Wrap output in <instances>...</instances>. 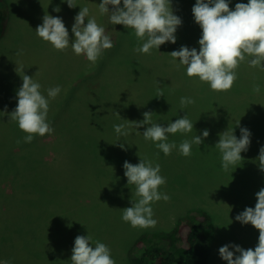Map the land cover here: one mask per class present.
<instances>
[{"label":"rangeland","instance_id":"374dc122","mask_svg":"<svg viewBox=\"0 0 264 264\" xmlns=\"http://www.w3.org/2000/svg\"><path fill=\"white\" fill-rule=\"evenodd\" d=\"M101 2L76 0L77 6L69 8L61 0H0V154H6L13 144L21 151L17 158L6 157L0 163V220L5 223L4 239L12 237L15 249L13 254L9 253L10 242L6 241V249L0 246V261L20 264L15 259L19 256L22 262L31 264L38 254L46 264H71L75 237L89 234L93 246L98 240L110 248L116 264H129L132 243L142 233L169 231L182 217L195 221L202 213L210 223L201 225L199 237L206 247L207 264H227L218 251L226 244L254 250L259 231L251 224L242 225L235 217L246 207L254 208L255 194L264 188V171L259 169L256 159L264 146V71L241 63L232 89L212 92L206 83L188 78L185 68H177L168 55L181 46L199 51L202 30L191 11L196 0H172L174 14L182 20L175 33L176 43L166 42L150 55L134 51L139 45L131 30L112 25L107 14H99ZM228 2L230 10H234L236 3L248 0ZM57 6L59 13L53 11ZM84 6L105 28L114 45L95 64L83 55L76 56L70 46L63 52L55 51L35 33L47 12L63 19L71 40L74 17ZM18 52L21 54L17 55ZM23 74L41 84L40 91L46 98L47 89L69 84L74 87L73 101L70 110L56 115L64 104L65 92L59 99L60 91L49 103L47 121L54 132L35 136L31 143H13L12 121L7 117L17 106L16 93L22 86ZM254 85L260 86L259 93L253 92ZM158 87L163 89L164 97H157ZM242 89H246L244 94ZM181 97H191L195 104L181 110ZM209 110L212 115H208ZM144 112H152L153 122L165 127L187 114L194 124L193 131L169 135L168 142L174 141L177 149L165 156L155 144L144 140L142 133L147 126L136 128L132 124L142 121ZM66 113H76L82 122L88 118L93 121L71 137L72 131L62 134L56 130ZM117 124H124L129 135L118 137L113 128ZM207 124L211 132L204 142L192 145L191 156L180 155L179 144L184 139L202 136ZM196 126H202L198 132ZM242 127L251 133L250 146L241 153L243 161L225 172L215 144L219 134L227 129H234L239 139ZM137 153L160 165L166 184L159 191L171 197L168 202L152 204L153 218L157 220L154 228L133 229L121 219V210L132 206L134 192V187H127L123 164H138ZM15 160L18 170L4 173V167L12 168ZM22 185L27 187L21 190ZM32 185L39 192H33ZM59 189L60 196L52 193ZM55 217L60 220L52 225ZM37 223L45 225V231L41 232ZM24 237L29 243L19 249ZM154 242L164 244L157 238Z\"/></svg>","mask_w":264,"mask_h":264},{"label":"clouds","instance_id":"9594fccd","mask_svg":"<svg viewBox=\"0 0 264 264\" xmlns=\"http://www.w3.org/2000/svg\"><path fill=\"white\" fill-rule=\"evenodd\" d=\"M61 2H66L69 8L77 6L76 0ZM109 5L112 6L111 10ZM53 11L59 13L61 9L57 6ZM98 11L102 16L108 15L110 24L123 25L131 30L139 45L134 51L141 54L150 55L153 49L158 50L166 42L175 44V33L182 24L181 18L174 14L172 0H102L98 4ZM191 11L195 23L202 30L198 40L199 51L194 47L190 49L181 46L179 50L168 53L170 62L177 68L183 66L188 78L206 83L212 92L223 93L232 89L238 78L236 70L241 63L264 71V0L236 3L234 10H230L228 0H196ZM42 21L35 29L36 36L57 52L66 51L70 46L76 56L83 55L95 64L105 50L114 46L110 37L105 34V28L97 23L94 16H90V10L86 6L80 7L79 13L74 17L71 40L69 30L61 17L45 12ZM19 54L21 53L18 52L17 55ZM21 79L22 86L16 93L17 106L8 116L26 134L24 142L31 143L35 136L44 137L54 132L47 121L49 103L50 99L57 97L61 88L56 86L47 89L46 98L40 91L41 84L33 77L23 74ZM252 90L259 93L260 86L254 85ZM157 97H164L162 88H157ZM191 104H195L193 98H180L181 110ZM152 116V112H144L143 120L132 124L136 128L147 126L142 133L144 140L155 144L165 156L177 149L174 141L168 142L169 135H187L194 128L187 114L171 121L166 127L154 123ZM113 128L118 137L129 135L124 124L113 125ZM240 133L238 139L234 135V129H227L219 134V140L215 144L225 172L236 168L243 161L241 153L246 152L250 146V131L242 127ZM208 136L209 131L205 129L202 136L196 135L191 140L184 139L178 146L179 154L184 157L191 156L192 145L200 146ZM119 146L124 148L123 144ZM256 159L259 169L264 171V146L260 148ZM123 169L127 187H134V192L132 191L130 201L132 206L121 210L122 221L130 224L133 229L154 228L157 220L153 218L152 204L161 200L168 202L171 199L168 194L159 191L166 184V178L160 175V165H154L147 157H140V162L135 165L125 161ZM255 196V207H246L236 215L235 220L242 225L251 224L259 231L258 244L254 250H245L234 244L220 247L219 256L227 264H264V188ZM71 251V264H116L110 248L98 240L93 246L89 234L77 235ZM0 264H11V261H0Z\"/></svg>","mask_w":264,"mask_h":264},{"label":"trees","instance_id":"16d2710c","mask_svg":"<svg viewBox=\"0 0 264 264\" xmlns=\"http://www.w3.org/2000/svg\"><path fill=\"white\" fill-rule=\"evenodd\" d=\"M0 14H1V8H0ZM246 89H242L243 94L245 93ZM65 92V96H63ZM73 92L74 87H71L68 85L61 86V97L63 96V102L64 104L59 107L57 110V114H60L64 110H70V103L73 101ZM242 93V92H240ZM67 97V98H66ZM76 101V98L74 99ZM52 99H50L51 103ZM72 109V108H71ZM79 109V108H78ZM62 110V111H61ZM210 113L208 115H212L211 110H209ZM65 112V111H64ZM67 116L65 118L61 119V122L56 125L57 132H61L62 134L64 132H71L70 136L72 137L74 134L81 131L84 127H87L88 121H93V119L88 118L87 121L82 122L81 120H78L76 118V113L69 114L66 113ZM206 115V114H205ZM205 117V116H204ZM9 118V117H7ZM4 118V119H7ZM212 118H210L211 120ZM209 120V121H210ZM12 123V130H13V143H18L17 141H20L19 143H24V136L26 135L24 132L18 129V124L16 122ZM90 125V123H88ZM210 126V125H209ZM202 127V126H201ZM200 126H196L197 132L201 129ZM207 130L211 132L210 127H208L207 124ZM8 151L6 154H0V163L4 161L6 157L12 158V156H17L21 152L17 145L11 147V145L8 147ZM173 153H176L173 151ZM76 157L74 156L73 160ZM7 159V160H8ZM17 161L15 160L12 163V168H10L8 165L4 167V173H8L9 171H14L17 169ZM1 165V164H0ZM1 169V167H0ZM18 170V169H17ZM188 173V172H187ZM26 185H28L26 183ZM39 185V184H38ZM27 186L22 185V189L26 188ZM40 187V186H39ZM43 188V187H40ZM31 189L33 192H39L37 186H31ZM45 189V188H44ZM46 190V189H45ZM40 193H44V190H42ZM52 193H57L59 196L61 195L62 191L59 190H52ZM22 196V193L20 194ZM23 195H27L26 192H23ZM41 195V194H39ZM29 205L34 206V204L30 203ZM31 209V208H30ZM29 210V209H28ZM33 212H36L37 210H32ZM31 211V212H32ZM39 213L41 215L42 210H39ZM38 213V215H39ZM32 214V213H31ZM37 214V213H36ZM33 215V214H32ZM35 216V215H34ZM58 218V217H57ZM57 218H53L52 225L54 222L59 221ZM38 220V218H37ZM195 221L190 220L188 217H182L181 219L177 220L173 227L169 231H159L155 233H142L140 236H138L132 243V248L129 252V264H207V251L206 247L201 245V241L199 239L200 237V227L203 223H208V218L205 216V214L202 213V215L196 219ZM202 222V223H201ZM57 223V222H56ZM38 224V223H37ZM5 223L0 220V246L1 248L6 249V241L9 245V253H14V248L12 246V237L8 239H4L5 235L3 234V230ZM45 225L38 224V228H41V232L44 230ZM53 229V226H52ZM35 230V228H34ZM54 230V229H53ZM16 234V233H14ZM151 234V235H150ZM157 238L159 241L164 242V244H157L154 242V239ZM33 239V238H32ZM30 239V242L32 241ZM34 240V239H33ZM26 237L24 239H20V243L18 245V248H22L25 246V244L29 243ZM35 241V240H34ZM33 241V242H34ZM43 255V249L40 251ZM48 253V249L46 248V254ZM44 254V255H46ZM3 253L0 254L2 257ZM43 255V256H44ZM38 259H34L31 264H46V260L43 257H40L37 254ZM36 257V258H37ZM17 261H20V264H26V262H22L19 259V256L15 258Z\"/></svg>","mask_w":264,"mask_h":264}]
</instances>
